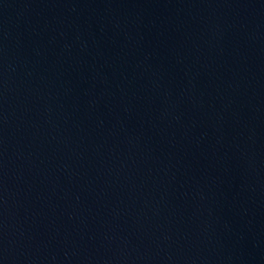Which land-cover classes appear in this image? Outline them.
I'll return each instance as SVG.
<instances>
[{"label":"water","instance_id":"obj_1","mask_svg":"<svg viewBox=\"0 0 264 264\" xmlns=\"http://www.w3.org/2000/svg\"><path fill=\"white\" fill-rule=\"evenodd\" d=\"M0 264H264V0H0Z\"/></svg>","mask_w":264,"mask_h":264}]
</instances>
